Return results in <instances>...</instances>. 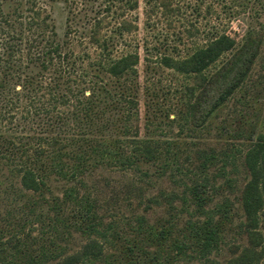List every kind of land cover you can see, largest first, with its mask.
Listing matches in <instances>:
<instances>
[{"label": "rangeland", "instance_id": "rangeland-1", "mask_svg": "<svg viewBox=\"0 0 264 264\" xmlns=\"http://www.w3.org/2000/svg\"><path fill=\"white\" fill-rule=\"evenodd\" d=\"M92 1L94 6L101 4ZM5 7H0V19ZM61 7L59 3L52 12L60 38L66 16ZM21 10L20 14L30 15L28 5ZM122 20L136 29L120 36L115 26ZM101 28L100 35L113 37L112 59L127 53L140 58L135 72L120 79L136 82L133 106L99 114L101 119L122 118L116 124L119 130L109 127L103 135L117 138L128 152L151 146L156 162L126 168L91 164L72 179L69 168L75 163L65 162L64 175H49L48 193L32 199L48 200L43 211L50 217L61 210L64 225L57 227L51 251L37 264H264V0H117ZM225 32L235 38L233 48L201 73H178L159 63L162 55L184 59ZM7 34L0 23V81L4 53L12 44ZM250 38L258 39V49L241 81L205 117L193 115L202 78L227 66ZM88 47L89 53L96 51L93 45ZM74 52L81 49L74 47ZM1 90L0 135L10 136L12 113L3 96L8 99L10 91ZM82 114L73 124L76 135L89 124ZM96 131L92 133H102ZM1 157L0 175L17 184V163ZM194 181L207 184L200 208L187 191ZM73 185L78 196H87L93 204L95 232L73 226L69 203L51 202H61L63 191ZM209 221L218 224L220 238L205 252L189 228ZM43 229L32 223L11 233L10 241H3V260L14 259L20 243H32ZM162 231L167 235L159 237ZM91 244L101 252L84 259Z\"/></svg>", "mask_w": 264, "mask_h": 264}, {"label": "trees", "instance_id": "trees-1", "mask_svg": "<svg viewBox=\"0 0 264 264\" xmlns=\"http://www.w3.org/2000/svg\"><path fill=\"white\" fill-rule=\"evenodd\" d=\"M114 1L117 0H101V4L94 6L92 0H0V7L7 6L5 12L1 9L0 23L12 43L4 53L6 59L0 88L2 93L10 91L8 99L5 93L3 96L5 102L10 103L8 108L12 115L8 119L10 133H13L0 135V156L7 162L17 163L14 171L19 174L15 185L8 177L0 175V264H37L51 251L57 227L63 223L62 211L58 214L56 211L50 217L43 211L49 201L43 199L38 203L32 198L34 195L43 198L45 192L48 193L49 175H64L65 162L75 163L68 167L71 179L85 172L91 164L115 163L126 168L156 162L151 146L133 147V151L128 152L117 138L103 135L109 127L119 130L116 124L122 118L101 119L99 114H106L104 110L111 108L122 111L124 105L134 102L138 92L135 80L121 82L120 79L135 72L139 55L127 53L112 59L113 37L106 32L100 35L101 25L109 16ZM59 3L66 14L61 38L52 17L53 9ZM25 5L30 7L28 17L20 14ZM135 29L136 26L125 20L115 26L120 36L121 32L129 33ZM258 43L257 38L248 39L239 56L233 57L210 78H202L200 93L192 107L193 115L205 117L229 96L257 53ZM234 44L235 38L225 32L184 59L162 55L159 63L178 73H201ZM88 45H93L96 51L89 53ZM74 47L81 52H74ZM64 107L68 109L65 111ZM78 114H82L89 124L84 133L76 135L73 124L79 121ZM121 128L126 130L127 126L123 124ZM94 130L102 133L95 135ZM200 182L194 181L187 187L197 208L206 201L207 184ZM51 202L69 203L72 208L68 216L73 226L82 232H95L93 204L87 196H78L76 186L63 191L61 202L58 199H51ZM32 223L44 229L32 243L22 241L14 259L4 261L3 241H10L11 233H18ZM189 229L192 239L205 252L210 251L220 238L218 224L211 221L192 225ZM158 235L162 237L167 232ZM88 249L84 259L96 257L101 252L94 244Z\"/></svg>", "mask_w": 264, "mask_h": 264}]
</instances>
